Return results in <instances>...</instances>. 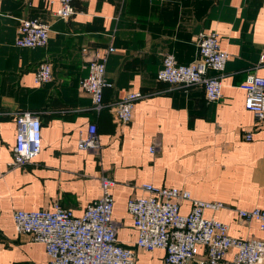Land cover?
<instances>
[{"label":"crops","instance_id":"0c3cea01","mask_svg":"<svg viewBox=\"0 0 264 264\" xmlns=\"http://www.w3.org/2000/svg\"><path fill=\"white\" fill-rule=\"evenodd\" d=\"M56 7L49 0H0V110L8 113L0 118V264H48L45 245L17 232L15 210L59 203L81 215L101 197L103 176L114 183L117 237L135 251V264H166L165 250L136 246L138 231L128 212L129 199L145 194L147 183L221 201L224 208L205 215L227 223L234 237L264 239L258 223L238 213L264 210V123L258 125L245 107L241 86L250 74L264 76V0H76L69 20L56 18ZM35 17L50 24L48 45L18 47L21 20ZM202 30L217 31L230 53L223 96L213 103L202 86L170 89L157 79L166 53L181 64L196 58ZM110 45L116 51L107 61L105 103L129 91L145 95L125 127L109 109L94 112L90 94L80 87L94 51ZM43 61L53 64L54 77L37 85L35 71ZM17 111L39 115L42 149L13 167ZM91 123L98 127L99 152L78 148ZM189 209L184 202L182 211Z\"/></svg>","mask_w":264,"mask_h":264},{"label":"built area","instance_id":"2783aa9c","mask_svg":"<svg viewBox=\"0 0 264 264\" xmlns=\"http://www.w3.org/2000/svg\"><path fill=\"white\" fill-rule=\"evenodd\" d=\"M57 4L53 15L69 20L75 13L76 0H49ZM50 39V24L40 19H22L17 28L15 44L22 48H44ZM198 55L189 64H181L175 55L166 53L157 79L170 89H190L202 86L208 103L219 101L223 79L230 58L220 42L217 31L202 30L197 35ZM86 51V49L84 50ZM116 51L113 45L94 51L89 59L88 75L80 87L90 94V108L97 113L109 109L121 127L133 119L135 104L145 95L129 91L119 100L105 103L104 90L111 86L106 77L109 56ZM53 64L43 61L35 71L37 85L53 80ZM246 91L245 107L252 111L258 125L264 123V76L250 74L241 85ZM5 113L0 110V118ZM17 123L16 144L10 165L20 167L34 160L42 149V121L31 111L13 113ZM252 139V133H246ZM78 148L99 152L101 141L96 124L78 139ZM156 145L151 147L155 152ZM113 181L101 178L102 195L87 204L81 215L59 203L50 209H17L13 213L16 230L45 245L48 264H135V251L124 247L117 237V223L113 220L115 199ZM145 194L129 199L128 212L138 231L136 246L152 251L165 250L166 264H264L263 238H237L229 233V225L205 215L207 210L225 207L221 201H204L192 197L191 192L178 187H161L151 183L142 186ZM190 202L187 213L184 202ZM241 220L256 222L264 231V210L240 209ZM1 234V227H0ZM232 253V257L228 255Z\"/></svg>","mask_w":264,"mask_h":264}]
</instances>
